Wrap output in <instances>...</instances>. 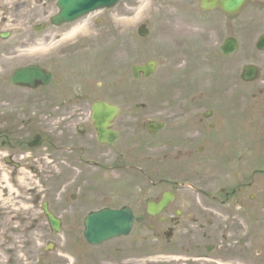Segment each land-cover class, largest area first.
Wrapping results in <instances>:
<instances>
[{
    "label": "flooded vegetation",
    "instance_id": "obj_1",
    "mask_svg": "<svg viewBox=\"0 0 264 264\" xmlns=\"http://www.w3.org/2000/svg\"><path fill=\"white\" fill-rule=\"evenodd\" d=\"M13 4L15 12H20L25 1L13 0ZM9 17L3 16L4 24L12 26L0 31V44L24 47V52L11 57L13 63L24 62L19 68L39 64L43 71L29 74L32 83L37 84L33 86L16 84L13 71L0 80V85L11 84L15 89L11 99L0 89V101L7 103L0 107V126L7 127H0V144L6 145L9 135L18 138L19 134L28 133L19 147L30 150L29 141L35 134H41L45 142L38 149L51 157L50 166L46 162L42 169L48 171L49 166V171H53L54 145L65 153V168L71 173L68 184L73 192L67 202V214L61 215L68 233L63 237L64 243L54 246L53 264H149L159 258L167 259L162 260L165 262L176 260L177 264H264L262 88L248 93L236 92L228 85L219 86L213 78L216 61L206 63L200 67L210 73L204 81L190 84L189 78L164 102V109H149L144 126L137 119H130L125 129L121 119H117L113 130L119 137L114 143L105 144L98 139L91 121L95 102L105 99L98 97L95 89L104 84L95 85L92 72L76 70L69 63V59L83 51L81 41L61 45L55 56L49 55L55 44L53 32L63 27L57 41L63 40L71 25L54 26L44 12L37 18L47 19V24H32L27 35L49 33L51 39L38 37L31 41L24 34L21 44H16L9 42L12 36L23 34L26 29L23 12L18 24L9 23ZM103 25V18L94 21L93 33L102 37L115 35L112 25L107 26L108 34ZM19 26L22 28L14 32ZM215 43L216 40L210 44ZM54 65L67 70L58 72ZM11 66L8 63L0 69ZM216 71L221 72V65ZM119 82L118 79L117 85ZM172 94L171 91L168 98ZM231 95H235L231 102H225ZM249 95L255 102H247ZM8 100L13 101L8 103ZM203 101L208 102L203 104ZM116 105L121 109L120 104ZM30 109L40 110L46 118L36 115L31 120L17 119L18 114ZM53 121L57 127L54 143ZM16 122L21 125L10 132L9 128ZM150 122L162 123L163 127L151 131ZM29 125H37L40 130L27 132ZM43 126L49 127V132ZM139 128L147 132L145 141L139 140ZM35 161V167L41 168L38 157ZM117 172H125V176L102 181L106 180V174ZM190 173L191 177L187 175ZM123 184L129 188L120 191ZM31 190L36 192L35 187ZM124 206H129L134 214L128 236L116 238L108 247L106 242L94 245L86 240L84 223L90 213ZM47 258L49 254L42 253L36 261L41 264ZM0 264L11 263L8 258L0 257Z\"/></svg>",
    "mask_w": 264,
    "mask_h": 264
},
{
    "label": "rangeland",
    "instance_id": "obj_2",
    "mask_svg": "<svg viewBox=\"0 0 264 264\" xmlns=\"http://www.w3.org/2000/svg\"><path fill=\"white\" fill-rule=\"evenodd\" d=\"M24 1L25 6L20 12H15L13 0L0 1V31L12 26L4 24L3 16H10L8 18L9 23L18 24L20 23L18 17L23 12L26 29L23 34L12 36L9 43L21 44L22 35L24 34H26L25 38L31 41L38 37L46 38L47 40L51 39L49 33H45L43 36H38V34L30 36L27 33L30 32V26H33L32 24L39 19L37 18L38 15L41 17L44 12L52 9L53 14L57 11L54 0L53 8L50 0L46 1L47 4H38L34 0ZM199 9L198 0H123L115 9L113 15L110 12H105L104 14L107 17L105 22L114 26L115 31L117 29V40L110 55L108 51H102L105 48H101V46H105V43L101 40L102 36L84 35L83 39L87 42L83 45L85 49L80 51L76 57L69 59V63H73L76 66V70L85 71L88 69L87 61H93V64L98 67V72L100 65L104 66L106 69L104 72H108L107 75H109L100 78V81L103 80L104 86L100 89L97 87V93H103L107 98L115 99L116 102L123 105V114L120 118L123 128H128L130 119H138L140 122L146 120L149 116V109H155V111L164 109V102L170 99L168 96L171 91L174 93L179 87V84H174L178 82L176 75H178L179 66L185 65L182 61L184 58L186 63L190 64H193V60L194 65L198 67L207 62L218 61L221 65V73H218L217 76L222 75L220 85H226L224 78L227 76L231 77V80L236 78L235 69L242 62L255 60L259 64L264 65V52L258 55L256 53L255 55V52L249 49L251 48V42L255 43L256 41L255 37L258 31L261 30L260 26L264 25V0H255L252 6L250 5L245 12L232 19V21L227 20L220 11L203 14ZM15 18L16 20L13 21L12 19ZM144 21H147L150 26V34L147 38L138 36L134 31L135 25L139 26ZM21 28L19 26L14 32L17 33V30ZM62 31L64 30L58 29L53 32V43L57 42ZM197 31L200 32V41L204 48L210 46V43L218 40L224 34L226 36L234 33L241 41L242 49L225 61H222L220 54H214L213 51L211 55L204 54L201 44L199 49H194L189 54L180 55L185 36ZM104 38L108 39L107 37ZM96 41H99L98 45L95 44ZM107 45L111 46V44ZM91 46L96 47V49ZM97 46L100 47L98 48ZM22 49L24 47L14 48L13 45L6 47L0 44V67L7 65L11 61V57L24 52ZM9 50L11 51L9 52ZM150 59L159 60L158 73L147 80L133 82L131 64L143 63ZM107 63L109 64L107 65ZM232 66L235 68L234 72L232 71ZM53 69L58 72L67 70L66 67L60 68L56 65L53 66ZM178 78H184L183 74L178 75ZM118 79L120 80L119 85L116 83ZM107 81L111 82V86H115V89L113 87L107 88L105 86ZM0 89L7 93V99H11L15 95V89L11 84H1ZM22 95L24 96L25 94L23 93ZM3 101H0V107L7 104L3 103ZM12 101L8 100V103ZM207 102L203 101V104H207ZM36 115H41L40 118H46V116L43 117L44 115L41 114L40 110L31 112V109L25 114H18L16 117L19 121H22L24 119L31 120V117ZM1 123L2 119L0 118ZM55 124L56 121H53V143L56 138ZM20 125L21 122H16L15 125L9 128L10 132H13ZM0 127L7 129V127L2 125ZM43 128L48 132L50 130L47 126H43ZM39 130V126L29 125V131L27 132L31 133ZM123 133L128 134L127 131ZM24 134V136L19 134V139L9 135L10 138L6 145L0 144V247L3 248L0 251L3 253L0 254V257L8 258L11 264L36 263L39 253L43 251L48 240L53 238L49 225L43 218L40 206L33 204L35 196L41 195L43 198H49L53 209L64 215L70 192V187L65 184L71 177V173H68L65 168V153L59 151L58 147L53 145V171H49L51 170L49 168L51 157L42 154L43 149L27 152V154H25L26 152L23 149H20L19 143L22 144L23 140L29 136L28 133ZM138 134L145 136L146 132L140 133L139 131ZM59 136L62 135L59 134ZM139 140L145 141L143 137ZM8 154L13 156L16 162H24V168L26 169L19 171L5 165L4 157ZM41 156L43 158H40ZM22 157L24 159L21 160ZM36 157L42 163V167H38L41 169L38 175H34L28 169L30 168L29 166L37 164V161H35ZM46 162L49 163V166L46 167L48 171L42 169L45 168ZM61 171L62 173H60ZM187 175L191 177V173ZM123 176H125V172H117L106 174L105 179L111 178L115 181L120 177L123 178ZM102 181H107V179H102ZM137 181L144 182V180ZM32 187H36L38 190L35 194H31ZM128 188V184H123L119 187L120 191ZM1 206L6 208H1ZM62 240L63 238L61 237L60 245ZM54 256L55 254L51 253L49 258L46 259L47 262L50 261L53 264ZM56 258L60 257L56 256ZM162 260L167 259L159 258L148 263L177 264L176 260L172 262ZM47 262L42 261L41 264H47Z\"/></svg>",
    "mask_w": 264,
    "mask_h": 264
},
{
    "label": "water",
    "instance_id": "obj_3",
    "mask_svg": "<svg viewBox=\"0 0 264 264\" xmlns=\"http://www.w3.org/2000/svg\"><path fill=\"white\" fill-rule=\"evenodd\" d=\"M118 0H59V5L61 6L62 12L58 16V20L56 19L57 22L60 21H69L73 20L76 17L86 13L87 11L91 9H95L101 6H112L114 5ZM248 0H225L223 2V8L228 11V12H236L239 10L242 5L247 2ZM215 4H203L204 8H209L213 7ZM84 7L85 9L81 8ZM77 9L79 11H77ZM141 33L145 35L147 33L146 30L142 29ZM135 72L137 74L140 73V71H143L144 75L147 76L150 73L155 71V62H149L148 64L144 66H139L134 68ZM250 74H254L255 70H248ZM20 74L23 75L22 78L19 76L15 79L17 83H22L25 84L26 81H32V77H29L28 73H24V71H20ZM108 112V109L105 107H102L97 110L98 115L99 113L102 112ZM108 114H112V112H109ZM101 135H103L101 133ZM45 213L48 215L49 220L52 224L53 227L57 228L59 222L54 218L53 214L48 210V208L45 206L44 207ZM120 215L122 216H117V222L114 223L111 220L106 221V219H103L104 221V226L106 227V230L104 228L101 229V231L104 232V237H112L114 235L118 234H127L131 228L132 225V214L128 211H121ZM109 218V217H106ZM94 230V228H91ZM97 230V229H96ZM88 238L91 240V237L88 236Z\"/></svg>",
    "mask_w": 264,
    "mask_h": 264
},
{
    "label": "bare ground",
    "instance_id": "obj_4",
    "mask_svg": "<svg viewBox=\"0 0 264 264\" xmlns=\"http://www.w3.org/2000/svg\"><path fill=\"white\" fill-rule=\"evenodd\" d=\"M75 31H76V30L74 29V30L71 32V35H73V34L75 33Z\"/></svg>",
    "mask_w": 264,
    "mask_h": 264
}]
</instances>
